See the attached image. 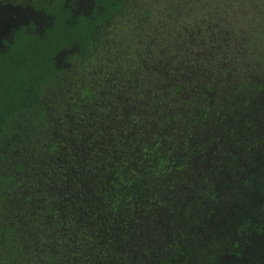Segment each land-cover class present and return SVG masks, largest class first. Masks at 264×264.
<instances>
[{
  "label": "trees",
  "instance_id": "obj_1",
  "mask_svg": "<svg viewBox=\"0 0 264 264\" xmlns=\"http://www.w3.org/2000/svg\"><path fill=\"white\" fill-rule=\"evenodd\" d=\"M0 14V264H264V0Z\"/></svg>",
  "mask_w": 264,
  "mask_h": 264
},
{
  "label": "rangeland",
  "instance_id": "obj_2",
  "mask_svg": "<svg viewBox=\"0 0 264 264\" xmlns=\"http://www.w3.org/2000/svg\"><path fill=\"white\" fill-rule=\"evenodd\" d=\"M19 13H21V15H28V12H26V11H21V12H19ZM4 16H2L1 14H0V26L2 27V28H4L5 26H6V24H5V17L3 18ZM156 235V234H155ZM153 244H154V242H153ZM261 248H262V252H263V255H264V240L263 241H261Z\"/></svg>",
  "mask_w": 264,
  "mask_h": 264
}]
</instances>
